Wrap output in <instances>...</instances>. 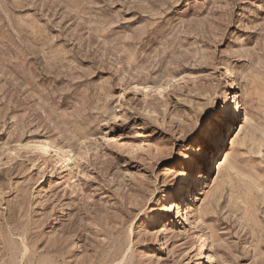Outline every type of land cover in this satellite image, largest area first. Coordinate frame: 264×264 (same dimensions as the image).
I'll use <instances>...</instances> for the list:
<instances>
[{
	"label": "rangeland",
	"instance_id": "rangeland-1",
	"mask_svg": "<svg viewBox=\"0 0 264 264\" xmlns=\"http://www.w3.org/2000/svg\"><path fill=\"white\" fill-rule=\"evenodd\" d=\"M0 264H264V0H0Z\"/></svg>",
	"mask_w": 264,
	"mask_h": 264
},
{
	"label": "snow or ice",
	"instance_id": "snow-or-ice-1",
	"mask_svg": "<svg viewBox=\"0 0 264 264\" xmlns=\"http://www.w3.org/2000/svg\"><path fill=\"white\" fill-rule=\"evenodd\" d=\"M232 106L221 107L217 104L215 107L208 108L200 118L199 124L195 127V131L188 137V141L193 144L201 146L202 151L199 153L192 152L190 158L184 159L181 157L180 163L176 167H183L187 170L188 175H179L176 181L177 188H180L182 182L187 181L192 175L193 171L201 163V157L204 153L209 152L212 148L213 142L216 140L218 135L223 131L229 120L231 119L232 113L230 108ZM173 193L176 189H171ZM165 203H170V200H165Z\"/></svg>",
	"mask_w": 264,
	"mask_h": 264
},
{
	"label": "bare ground",
	"instance_id": "bare-ground-1",
	"mask_svg": "<svg viewBox=\"0 0 264 264\" xmlns=\"http://www.w3.org/2000/svg\"><path fill=\"white\" fill-rule=\"evenodd\" d=\"M233 85L231 84V86H232V88H230V89H236L237 87L239 88L240 86H239V84H238V81H236V80H234L233 82ZM229 89V88H228ZM227 94H229V93H227ZM232 94V97L231 96H229V97H227L226 96V99H227V101H228V104H227V106H232L231 108H230V111H231V113H232V116H231V119H233V117L235 116V115H237L238 114V112L240 111V113L242 112V104H241V101H240V99L238 98L239 96L237 95V91H232V93H230V95ZM232 101H233V103H232ZM230 119V120H231ZM231 126V123L230 122H228L227 123V125L225 126V130H224V132L222 133V140L224 139V137L227 135V130H228V127H230ZM232 129V128H231ZM230 129V130H231ZM220 136V137H221ZM222 140H220V141H218V143H214L213 142V145H212V148H211V150L209 151L210 153H211V156L213 155V149H214V147L216 148V146L217 147H219V148H221V146L222 145H224V142H222ZM40 143H41V146L43 147V148H47V147H50V148H53L56 152H58V149H57V147L55 146V145H53V143L51 142V140H49V139H46V140H42V141H40ZM224 151V149L221 151V152H218L217 154H216V156H218L217 157V159L220 157V154L222 153ZM66 153V152H65ZM67 154V153H66ZM69 155V158H71V155L70 154H68ZM208 154H206L205 153V155H204V158H203V161H202V163H203V170L199 173V175L196 177V175L197 174H193L192 173V175L190 176V181H189V179L187 180V181H184V182H182V185H181V187L180 188H177L176 189V193L180 196V199L184 196L185 198H184V200L182 201V203H178V206H179V210H178V215H179V217H180V220L181 219H183L184 218V215H185V213L189 210V208L191 207V205H190V203H188L187 205V207L185 208V207H183V206H185L184 204L189 200L188 199V197H186V195L188 194L190 197H193V194H196L197 192H198V190H199V186H200V182L202 181V180H207L208 179V177H209V170H207V168L209 167V163H208V160H206L205 159V157L207 156ZM73 156V155H72ZM68 158V157H67ZM221 159H222V157L220 158V160H219V162L221 161ZM218 162V163H219ZM202 169V168H201ZM197 173V172H196ZM188 175V173H186V176ZM195 177H196V182H194V180H195ZM193 185H192V184ZM196 190V191H195ZM179 199V198H178ZM194 200V198L192 199V201ZM170 208H168L169 210H171L172 208H173V205H171L170 204ZM173 210V209H172ZM186 211V212H185ZM177 212V211H176ZM189 213V212H188ZM161 218H162V215L160 216ZM196 219V218H195ZM179 220V222H181ZM184 220V219H183ZM208 254V253H207ZM202 257L203 258H206V255H204V253H203V255H202ZM211 263V262H210Z\"/></svg>",
	"mask_w": 264,
	"mask_h": 264
}]
</instances>
